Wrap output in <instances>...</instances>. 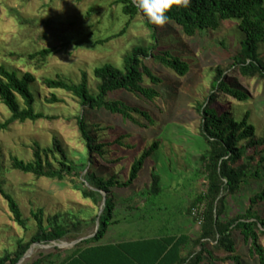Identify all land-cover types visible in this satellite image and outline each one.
Returning <instances> with one entry per match:
<instances>
[{
  "label": "rangeland",
  "instance_id": "obj_1",
  "mask_svg": "<svg viewBox=\"0 0 264 264\" xmlns=\"http://www.w3.org/2000/svg\"><path fill=\"white\" fill-rule=\"evenodd\" d=\"M146 20L141 13L133 18L124 15L114 0H0V64L34 76L36 110L50 116L0 128V180L16 199L27 221L25 228L17 224L7 200L0 194V256L14 251L18 240L28 241L35 232L32 212L41 209L45 224L55 214L69 221L88 219L90 212L93 216L99 213L101 206L84 199L75 189L73 180L76 178H36L13 169L10 162L12 156L31 160L34 144L51 146L54 137L60 140L69 158L75 161L84 158L85 144L76 119L83 112L79 100L64 90L48 88L42 79L61 75L78 82L85 73L89 85L94 87L95 67L105 63L121 66L124 56L135 45L153 41ZM236 24V20H223L216 30L192 37L184 35L175 23L157 25L158 43L163 48L170 47L173 41L185 46V50L175 52L189 62L188 72L179 75L149 58L146 64L163 80L159 97L151 101L125 90L111 95L145 108L153 123L136 114L141 125L105 109L88 112V122L93 125L98 140L106 143V158L95 157L101 175L107 177L112 172L117 179L126 180L134 160L151 143L158 142L134 182L111 189L115 200L114 219L118 223L108 226L100 242L183 233L197 238L200 224L195 215L187 213V208L206 188L200 156L207 144L200 134L202 117L198 106L213 91L211 83L218 68L223 71L225 80L249 95L247 100L239 101L225 91H214L218 111H230L237 118L248 112L256 136L264 137V80L246 77L233 66V56L243 38ZM43 49L52 50L44 59L36 55ZM257 51L264 58V44L257 42ZM145 80V84H150L147 77ZM51 94L60 101L47 103L45 100ZM9 116L10 112L0 101V123ZM151 173L160 177L161 190L154 195L149 194ZM263 185L264 177L261 181L250 179L237 194L227 197L226 215L243 213L249 197ZM90 218L89 225L73 236L45 245H31L21 263L37 256L39 250L48 253L57 247L53 253L71 252L79 243L77 240L95 234L96 223ZM235 242L236 253L243 264H260L258 257L250 253V243L245 242L239 232L235 234ZM63 243L65 245H61ZM260 243L264 246V238ZM195 247L189 243L185 251L188 253ZM214 255L224 256L222 252ZM203 264L233 262L206 261Z\"/></svg>",
  "mask_w": 264,
  "mask_h": 264
},
{
  "label": "trees",
  "instance_id": "obj_2",
  "mask_svg": "<svg viewBox=\"0 0 264 264\" xmlns=\"http://www.w3.org/2000/svg\"><path fill=\"white\" fill-rule=\"evenodd\" d=\"M114 3L119 4L122 13L130 18L139 13L146 17L133 0H114ZM166 14L169 16L168 22L175 23L189 37L216 30L223 20H236L243 38L239 50L233 56V66H237L246 77H259L264 80V58L257 51V42L264 44V0H191L187 8L173 5ZM146 22L152 31L153 41L146 45H135L124 56L121 66L105 63L95 67L94 87L89 85L85 73L78 82L61 75L42 79V83L48 88L64 90L79 100L83 112L76 119L85 144L84 158L80 161L69 158L67 150L56 137L53 138L51 146L42 147L35 143L33 158L29 161L16 156L11 158L10 165L13 169L32 174L36 178H76L73 180L75 189L80 191L84 199L91 200L98 207L102 205L103 192L106 193L101 214L96 213L93 216L90 212L89 215L94 224L99 215V226L95 234L80 240L75 249L57 264H203L206 261L227 260L233 264H243L241 256L236 253V232H239L245 242L250 243V253L258 257L260 264H264V246L260 243V239L264 238V185L249 197L248 206L243 213L226 215L227 197L237 194L243 185L249 184L250 179L261 181L264 177V137L256 136L255 127L248 120V112L242 118H237L230 111H218V100L214 91H225L239 101L249 98L247 92L235 88L224 79L220 68L216 70L211 83L213 91L198 106L202 117L200 134L207 144V149L200 156L206 188L193 198L187 208L188 214L193 209L199 211L201 222L197 238L193 239L183 233L93 245L105 236L108 226L117 221L114 219L115 200L111 189L115 186L131 185L143 167L144 160L157 148L158 142L151 143L134 160L126 180L117 179L112 172L107 177L101 175L95 157L106 158V143L98 140L93 125L88 122V112L105 109L112 114L121 115L124 120L141 125L135 117L136 114L153 123L148 110L120 98H112L111 95L125 90L151 101L159 97V85L163 80L146 64L149 58L171 68L179 75L186 74L190 66L186 59L175 52L179 49L185 50V46L173 41L170 47L163 48L158 43L160 38L157 25L152 24L148 18ZM51 52V49H43L36 55L44 59ZM145 77L150 84H145ZM34 81V76L29 72L20 73L0 64V101L10 112V116L0 123V128H7L14 122L50 118L36 110ZM45 101L51 104L59 102L60 99L51 94ZM151 177L149 194L154 195L161 190L160 177L155 173H151ZM78 180L82 181L77 182ZM0 194L7 200L14 221L25 228L27 221L17 201L3 187L1 180ZM199 216H195L197 220ZM32 218L36 223L35 232L28 241L18 240L14 251L1 255L0 264H17L31 245H45L62 240L89 225V218H73L67 221L62 220L59 214L50 217L45 224L41 209L32 212ZM189 243L195 244L196 249L187 253L185 249ZM52 249L57 250V247ZM53 251L42 253L39 250L37 256L21 264H47L56 254ZM215 252H222L224 256H215Z\"/></svg>",
  "mask_w": 264,
  "mask_h": 264
},
{
  "label": "clouds",
  "instance_id": "obj_3",
  "mask_svg": "<svg viewBox=\"0 0 264 264\" xmlns=\"http://www.w3.org/2000/svg\"><path fill=\"white\" fill-rule=\"evenodd\" d=\"M190 2L191 0H133L135 6L155 25L168 22L169 16L166 13L173 5L187 8Z\"/></svg>",
  "mask_w": 264,
  "mask_h": 264
},
{
  "label": "crops",
  "instance_id": "obj_4",
  "mask_svg": "<svg viewBox=\"0 0 264 264\" xmlns=\"http://www.w3.org/2000/svg\"><path fill=\"white\" fill-rule=\"evenodd\" d=\"M118 222L116 221L115 223L113 224H117ZM107 233V232H106ZM106 235V234H105ZM169 235V234H168ZM188 235H190L188 233ZM161 236H167V235H161ZM153 237H160V236H151V237H145V238H153ZM137 239H143V238H137ZM137 239H125V240H122V241H119V240H109V241H106V242H97V243H93V245L95 244H99V245H107V244H116V243H120V242H128V241H133V240H137ZM61 245H65V243L61 244ZM70 252H59V253H56L54 254V256L51 258V262L47 263V264H57L59 263L63 257H65L67 254H69ZM90 255V254H89ZM89 257V256H88ZM92 257V256H91ZM87 258V256H86Z\"/></svg>",
  "mask_w": 264,
  "mask_h": 264
},
{
  "label": "water",
  "instance_id": "obj_5",
  "mask_svg": "<svg viewBox=\"0 0 264 264\" xmlns=\"http://www.w3.org/2000/svg\"><path fill=\"white\" fill-rule=\"evenodd\" d=\"M105 201H106V193L104 192V195H103V201H102V205H101V207H100L99 215H100L101 212L103 211V207H104V205H105ZM99 215H98V217H97V219H96V231H97L98 226H99ZM91 236H93V235H91ZM91 236H89V237H91ZM86 238H88V237H86ZM80 240H81V239H80ZM80 240H77V241H80ZM30 250H31V248L28 249V251H27V252L24 254V256L18 261L17 264H21V262L24 260V258L27 257V255H28V253L30 252Z\"/></svg>",
  "mask_w": 264,
  "mask_h": 264
},
{
  "label": "built area",
  "instance_id": "obj_6",
  "mask_svg": "<svg viewBox=\"0 0 264 264\" xmlns=\"http://www.w3.org/2000/svg\"><path fill=\"white\" fill-rule=\"evenodd\" d=\"M192 214L195 215V216H199V215H198V214H199V211H198L197 209H193ZM200 222H201V218H200V216H199V217H198V223L200 224Z\"/></svg>",
  "mask_w": 264,
  "mask_h": 264
},
{
  "label": "bare ground",
  "instance_id": "obj_7",
  "mask_svg": "<svg viewBox=\"0 0 264 264\" xmlns=\"http://www.w3.org/2000/svg\"><path fill=\"white\" fill-rule=\"evenodd\" d=\"M29 254V253H28Z\"/></svg>",
  "mask_w": 264,
  "mask_h": 264
}]
</instances>
